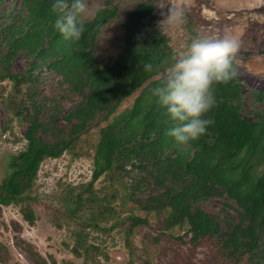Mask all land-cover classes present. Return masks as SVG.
Wrapping results in <instances>:
<instances>
[{"label": "trees", "instance_id": "obj_1", "mask_svg": "<svg viewBox=\"0 0 264 264\" xmlns=\"http://www.w3.org/2000/svg\"><path fill=\"white\" fill-rule=\"evenodd\" d=\"M53 4L0 0V80L22 92L21 110L14 113L28 123L25 149L11 158V171L0 185V204L22 200L43 160L58 158L91 127L105 123L98 130L91 178L82 190L92 194L103 174L129 177L125 198L134 208L165 211V227L185 226L191 241L208 240L229 264H264V111H245L246 84L235 73L228 83L215 84L212 124L197 140L178 145L167 135L175 122L152 96V89L167 79L161 71L176 63L167 37L152 24V4L135 6L117 55L104 65L93 54L95 40L116 16V7L106 5L82 19L81 38L67 41L54 27L59 11ZM16 61L20 70L13 68ZM145 64L152 70L145 71ZM45 72L57 78L55 93L41 89ZM138 89L132 104L116 113ZM249 91L264 100V91ZM65 100L71 101L67 111ZM91 194L78 193L75 216L86 212L92 227L118 216L110 202L93 209ZM213 198L222 200L215 215L202 208ZM120 222L133 228L146 221L132 212Z\"/></svg>", "mask_w": 264, "mask_h": 264}, {"label": "rangeland", "instance_id": "obj_2", "mask_svg": "<svg viewBox=\"0 0 264 264\" xmlns=\"http://www.w3.org/2000/svg\"><path fill=\"white\" fill-rule=\"evenodd\" d=\"M143 2L152 4V24L167 37L176 61L193 40L219 38L227 30L235 29L240 45L232 65L234 73L246 84L244 109L250 115L264 111V100L257 101L249 91H264V0H187L180 25H160L161 12L166 11L156 7L161 0H86L82 19H90L106 5L117 9L116 16L104 24L95 40L93 54L101 65L117 55L130 13ZM13 68L20 70L21 63L16 61ZM170 70L164 69L160 75L168 78ZM41 89L55 93L57 78L45 72ZM139 91L122 101L116 113L129 107ZM21 93L9 80H0V185L11 171V158L26 146L23 134L28 123L14 113L21 110L18 106ZM62 107L69 110L71 101L65 100ZM104 124L91 127L58 158L43 160L22 200L0 204V264H229L208 240L191 241L185 226L165 227V211L134 208L125 198L124 182L129 177L103 174L93 183L92 194L82 190L91 178L98 130ZM78 193L83 197L91 194L89 205L93 209L98 203L117 206L118 216L99 222V227L89 226L86 212L79 211V217L72 212ZM114 193L116 198L110 196ZM221 202L213 198L203 203L202 208L215 215L214 209ZM132 212L146 222L133 228L120 222ZM238 264L247 262L242 260Z\"/></svg>", "mask_w": 264, "mask_h": 264}, {"label": "clouds", "instance_id": "obj_3", "mask_svg": "<svg viewBox=\"0 0 264 264\" xmlns=\"http://www.w3.org/2000/svg\"><path fill=\"white\" fill-rule=\"evenodd\" d=\"M59 15L54 27L64 40L77 41L84 32L82 16L86 0H54ZM161 12V24L180 25L184 21L187 0H161L156 6ZM240 36L235 29L219 38L193 40L176 61L169 77L152 89L156 104L175 124L167 135L178 145H187L205 134L212 124L209 113L215 106L214 85L226 84L234 75L232 58L238 51ZM145 71L152 65L145 64Z\"/></svg>", "mask_w": 264, "mask_h": 264}]
</instances>
